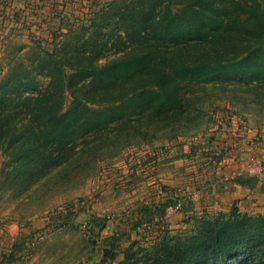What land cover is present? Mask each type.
Segmentation results:
<instances>
[{
  "label": "rangeland",
  "instance_id": "374dc122",
  "mask_svg": "<svg viewBox=\"0 0 264 264\" xmlns=\"http://www.w3.org/2000/svg\"><path fill=\"white\" fill-rule=\"evenodd\" d=\"M112 1L0 0V83L12 88L17 76L32 78L22 95L45 88L50 66L69 55L67 49L88 42V29ZM109 36L100 62L118 54L115 37ZM242 41L245 49L254 39ZM234 43L224 54L242 46ZM221 45L214 51L202 48L216 58ZM202 48L179 51L178 57L191 60L204 53ZM234 69L222 85L201 81L185 92L182 112L141 120L125 116L78 137L69 157L44 171L30 188L9 173L13 152L8 139L0 138V260L119 264L128 250L150 248L216 213L202 208L224 169L237 161L250 171L249 149L264 161V81L238 79L242 73ZM66 95L63 109L71 103ZM25 116L17 105L0 109V120L15 121L16 128L29 123ZM239 141L242 149L235 148ZM139 224L144 227L134 228ZM14 244L22 247L10 262L7 254ZM243 252L248 251L243 248L235 264L248 256Z\"/></svg>",
  "mask_w": 264,
  "mask_h": 264
},
{
  "label": "trees",
  "instance_id": "16d2710c",
  "mask_svg": "<svg viewBox=\"0 0 264 264\" xmlns=\"http://www.w3.org/2000/svg\"><path fill=\"white\" fill-rule=\"evenodd\" d=\"M121 1H112L92 23L88 42L54 61L45 88L22 95L32 78L17 76L13 89L0 83V109L17 105L30 119L23 129L12 125L15 121L0 120V138L8 139L13 152L9 173H16L14 178L29 188L44 171L69 157L78 137L125 116L141 120L175 114L187 103L185 92L201 81L222 85L236 67L242 73L238 79L264 81V0ZM110 24L112 31L106 29ZM108 35L115 37L112 46L118 54L100 62ZM249 37L254 42L244 49L242 40ZM233 42L242 46L224 54ZM218 43L220 57L211 58L202 48L214 51ZM200 48L204 53L191 60L178 57L181 51ZM66 93L71 103L63 109ZM256 179L235 176L242 184ZM21 247L14 244L7 260ZM243 248L248 256L242 264H264V213L241 211L234 204L201 216L193 229L166 236L150 248L128 250L119 264H235Z\"/></svg>",
  "mask_w": 264,
  "mask_h": 264
},
{
  "label": "crops",
  "instance_id": "0c3cea01",
  "mask_svg": "<svg viewBox=\"0 0 264 264\" xmlns=\"http://www.w3.org/2000/svg\"><path fill=\"white\" fill-rule=\"evenodd\" d=\"M237 147L243 148L242 141L236 143ZM240 149V150H241ZM259 151H261L259 149ZM238 156V155H236ZM232 162V161H231ZM222 177L216 180L211 192L206 193V203L202 210L218 211L230 209L234 204L240 210L250 213H264V172L245 171L239 162H233L224 169ZM237 174L253 175L256 180L250 184H242L235 180ZM220 176V175H219ZM205 195V194H204ZM196 205L199 203L195 201ZM182 213L176 214L179 216Z\"/></svg>",
  "mask_w": 264,
  "mask_h": 264
},
{
  "label": "built area",
  "instance_id": "2783aa9c",
  "mask_svg": "<svg viewBox=\"0 0 264 264\" xmlns=\"http://www.w3.org/2000/svg\"><path fill=\"white\" fill-rule=\"evenodd\" d=\"M248 151H249V160L251 163L249 166V170L253 172H264V161L261 159V155L257 151L251 149H249ZM143 227L144 226L139 225L137 230L138 229L140 230Z\"/></svg>",
  "mask_w": 264,
  "mask_h": 264
}]
</instances>
